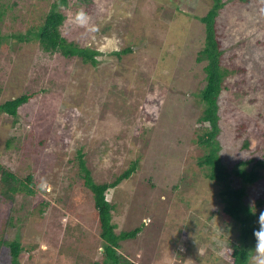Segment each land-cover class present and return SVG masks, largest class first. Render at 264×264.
I'll return each instance as SVG.
<instances>
[{
    "label": "rangeland",
    "instance_id": "obj_1",
    "mask_svg": "<svg viewBox=\"0 0 264 264\" xmlns=\"http://www.w3.org/2000/svg\"><path fill=\"white\" fill-rule=\"evenodd\" d=\"M57 1L0 0L7 4L1 36L34 34ZM216 3L66 0L59 7L61 36L95 52L96 65L61 50L45 52L35 38L19 45L9 39L17 45L0 53V102L38 91L17 123L0 116V165L34 181L35 195L20 193L14 201L0 185V241L19 238L21 264H94L101 258V226L80 156L98 184L135 167L107 197L117 234L142 228L120 250L133 264H230L234 246H243L240 231L221 215L224 184L199 167L208 151L200 130L209 125L199 123L206 73L195 62L206 38L202 18ZM219 5L222 61L246 69L226 80L218 98L214 142L231 172L264 160V0ZM128 47L133 52L120 57ZM260 172L261 180L248 187L233 176L231 186L244 188L251 205L264 203ZM43 202L48 205L40 211ZM255 244L252 238V256ZM11 260L3 245L0 264Z\"/></svg>",
    "mask_w": 264,
    "mask_h": 264
},
{
    "label": "trees",
    "instance_id": "obj_2",
    "mask_svg": "<svg viewBox=\"0 0 264 264\" xmlns=\"http://www.w3.org/2000/svg\"><path fill=\"white\" fill-rule=\"evenodd\" d=\"M79 1L83 2V0ZM219 1L217 0L216 6L202 18V23L207 27L206 38L204 46L200 49L199 56L195 62L201 66L203 65L202 70L206 73L205 87L200 94L205 109L199 118V123L201 125H209L206 129L201 128L200 130L202 134L200 137L201 143L206 146L203 145L208 151L204 157L199 159V167L202 171H209L204 174L208 179L215 183L224 184V189L218 196L219 202L223 204L221 215L225 221H233L236 223V231H240L239 240L243 246H234L230 264H248L252 257V253L249 250V242L252 238L255 239L254 231L259 227L258 217L259 213L264 211V203L263 201L257 200L254 205L248 204L244 198L247 195L245 189L233 188L231 184H233V176L236 179H240L245 187L257 183L263 176L260 169H264V160H255V164L250 169L242 167L229 172L222 164L220 156L218 155L219 147L214 142V138L220 132L218 98L222 93L226 80L246 70L244 67L231 66L222 61L224 51L216 27V18L218 10L220 9ZM64 5H66V0H60L54 3L46 16L45 22L36 29L34 34H11L10 36H1L0 34V53L3 49L14 50L16 48L15 45L30 42L35 38L36 41L41 43L42 49L45 52L54 54L58 50H61L65 56L80 58L86 63L91 62L92 65H96V60L94 59L95 52L82 49L75 43H68L61 36L60 27L63 25L65 17L59 11V7ZM6 6L7 4L2 5L0 2L1 15L4 14ZM9 39L14 40L17 44L11 43ZM132 52L133 48L128 47L118 55L121 57ZM2 77L4 76L0 77V83L4 82V78ZM233 86H239V84H233ZM37 93L38 91L28 92L0 102V116L4 114L12 116L17 123L20 109L36 97L38 95ZM238 94L243 97L247 95V92L241 91ZM79 163L81 170L84 172V174L81 173L84 185L90 190L87 196L89 194L91 197L90 193L93 194L92 198L95 204L94 216L101 226L100 237L103 245V253L101 258L94 262V264H133L126 256L121 254L120 250L122 249V243L135 239L142 232V228L117 234V225L113 223L112 219L114 208L107 197L112 189L119 186L124 180L130 178L135 167L118 176L113 182L98 184L92 178L91 171L87 168L81 156ZM249 164H251V161L241 163L243 166ZM0 175L1 193L8 200L14 201L15 196L20 193L30 195V197L35 195L34 190L31 189V186L34 184L32 175L21 180L4 165H0ZM79 199L77 198L75 200ZM47 205V203L45 204L43 202L40 211H44V207ZM211 219L212 214L209 215L208 221ZM13 225L12 218H9L7 226L13 227ZM3 245L10 249L11 264H21L24 247L19 238L14 240L2 239L0 241V249Z\"/></svg>",
    "mask_w": 264,
    "mask_h": 264
},
{
    "label": "clouds",
    "instance_id": "obj_3",
    "mask_svg": "<svg viewBox=\"0 0 264 264\" xmlns=\"http://www.w3.org/2000/svg\"><path fill=\"white\" fill-rule=\"evenodd\" d=\"M258 225L259 227L254 231L256 244L255 255L251 257L252 264H264V211L259 213Z\"/></svg>",
    "mask_w": 264,
    "mask_h": 264
}]
</instances>
